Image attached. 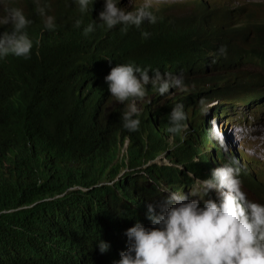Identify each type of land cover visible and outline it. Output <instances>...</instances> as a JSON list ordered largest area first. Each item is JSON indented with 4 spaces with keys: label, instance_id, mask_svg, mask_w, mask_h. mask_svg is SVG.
<instances>
[{
    "label": "clouds",
    "instance_id": "obj_1",
    "mask_svg": "<svg viewBox=\"0 0 264 264\" xmlns=\"http://www.w3.org/2000/svg\"><path fill=\"white\" fill-rule=\"evenodd\" d=\"M73 1L82 14L89 11V5L93 3L95 15L108 29L121 25V31L125 33L129 26L140 28L148 23L155 24L160 17H192V22L201 17L204 25L215 29L226 27V22L238 26L258 19L253 10L243 12L234 3H225L227 0L158 3L140 0L133 11L118 7V0ZM36 2L38 14L45 17V27L54 30V17L47 16L45 7L39 6V0ZM181 5L188 10L176 13ZM25 10L26 4L22 0H0V58L30 56L33 42L25 29L31 21L25 16ZM248 14L252 17L247 22L239 21L245 20ZM216 15L226 18L218 19ZM258 20L255 23L264 25V19ZM81 24V19L75 21V27L79 28ZM253 29L254 24L250 36ZM92 31L93 24L83 29L85 35ZM141 35L147 39L150 33L142 32ZM240 69L244 71L242 66ZM101 83L106 99L102 108L95 111V117L101 119L110 109L117 111L122 107L124 110L123 131L113 130L107 123L102 128L104 139L114 142L112 162L130 163L137 158L143 161L139 168L157 163L167 167L166 171L161 170L160 178L148 176L145 182L138 184L153 186L152 192L143 193L130 183L125 188H116L119 202L128 212L126 217H114V213L100 217L98 213H92L99 204H93L91 210L88 209L85 215L80 214L77 220L69 218L68 229L63 234L54 233L57 225L54 231L38 229L42 236L55 239L56 243L49 244L46 249L40 245L36 249L17 244L3 246L0 264H264V172L252 169L248 163L250 158L243 153L252 149L246 145V133L250 131L246 120L241 123L224 118L216 124L213 119L224 117L227 107L222 105L225 101L207 100L204 96L195 100L191 97L187 104H182V100L171 101L173 96L182 98L187 91L183 76L159 70L150 75L148 68L132 63L118 64L110 73L105 66L83 65L71 74L66 90L78 94V101L99 102L94 93ZM147 85L157 92L146 90ZM146 102H152L153 111L139 119V112ZM169 102L171 105L165 116ZM200 119L198 132L196 122ZM139 128L143 133L130 138L126 129L138 131ZM13 131L6 142H0V179L28 176L29 166L47 161L72 162L68 158L73 155L58 151L34 127H24L20 123ZM175 134L181 137L177 138ZM247 141L250 142L248 138ZM181 142L187 145L186 155L179 154ZM135 143L139 145L137 154L130 151ZM183 156L185 160L181 162L179 159ZM91 160L82 155L81 167L78 161L75 162L76 170L65 168L67 179L77 175L87 178V174L100 177L107 167L102 171L95 170L90 167L93 165ZM129 170L124 167L113 178L101 177L95 183L117 182ZM249 177L261 186H247ZM65 185V190L88 187L78 183ZM190 185L193 187L188 193L186 189ZM126 190L131 201L123 197ZM250 191L258 193L259 199L251 197ZM207 196L210 198L204 199ZM90 214L94 225L89 227L86 235L84 225ZM94 226L100 230L98 236L93 232Z\"/></svg>",
    "mask_w": 264,
    "mask_h": 264
},
{
    "label": "trees",
    "instance_id": "obj_2",
    "mask_svg": "<svg viewBox=\"0 0 264 264\" xmlns=\"http://www.w3.org/2000/svg\"><path fill=\"white\" fill-rule=\"evenodd\" d=\"M22 1L26 4L25 16L31 21L25 31L33 48L28 58L14 55L0 58V142H6L22 123L24 127H34L58 151L73 156L68 158L72 160L69 163L47 161L31 165L25 177L0 179V253L3 246L10 244L33 249L40 245L46 249L49 244L56 243L55 239L42 236L38 229L54 231L57 225L54 233L63 234L68 229V219L77 220L80 214L91 210L93 204H99L92 213L100 217L106 218L112 213L114 217H126L128 212L119 202L116 188H125L130 183L143 193L152 192L153 186L138 184L145 182L148 176L160 178L161 170L166 171L167 167L157 163L139 168L143 161L137 158L130 163L112 162L114 142L104 139L102 128L107 123L113 130L123 131L124 110L122 107L117 111L110 109L101 119L95 117V111L102 108L106 99L103 83L94 93L99 102L78 101V94L66 90L71 74L83 65L105 66L110 73L118 64L132 63L148 68L150 75L155 70L181 75L187 91L182 98L173 96L171 101L182 100V104H187L191 97L195 100L200 96L207 100L216 98L218 102L228 101L230 106L238 101L255 104L264 99V40L259 43L250 36L253 24L254 32L264 35V25L255 23L258 19L250 21L251 14L239 20H249L246 24L233 26L226 22V27L218 29L204 25L201 17L194 22L192 17H160L155 24L148 23L140 28L129 26L125 33L121 25L108 29L95 15L93 3L89 11L82 14L73 0H39L46 15L54 17L55 28L48 30L45 17L37 12L36 0ZM215 17L226 18L225 15ZM77 19L82 20L79 28L75 27ZM89 24H93L94 31L85 35L83 29ZM142 32L150 33L149 37L144 39ZM145 87L157 92L151 85ZM170 105L171 102L164 111L165 116ZM152 111V102L143 103L138 118ZM201 123V119L196 122L198 132ZM126 131L130 138L143 133L140 128ZM130 151L137 154L139 145L133 144ZM179 154H188L186 143L179 144ZM82 155L93 159L91 168L107 169L100 177L87 174V178L77 175L67 179L65 168L76 170L75 162L78 161L81 167ZM179 160L184 162L185 157ZM124 167L130 170L117 182L95 183L101 177L113 178ZM71 183L88 187L65 190V184ZM246 184L252 188L259 185L253 177L247 178ZM123 193L125 199L132 200L127 190ZM92 225L90 214L84 225L86 235ZM93 232L97 236L100 234L95 226Z\"/></svg>",
    "mask_w": 264,
    "mask_h": 264
},
{
    "label": "rangeland",
    "instance_id": "obj_3",
    "mask_svg": "<svg viewBox=\"0 0 264 264\" xmlns=\"http://www.w3.org/2000/svg\"><path fill=\"white\" fill-rule=\"evenodd\" d=\"M142 1L144 3H158L161 1L168 2L172 0ZM140 3V0H118V7L127 9V11H133L138 7V4ZM225 3H234L235 6L242 8L243 12H245L246 10H253L255 16L258 19H264V0H227V2ZM187 10L188 8H186L184 5H181L179 6V9L176 11V13H182ZM252 36L255 40H257V42H263V36L258 34L257 32H253ZM176 90L178 92H182L178 88H176ZM225 103L226 104L222 105L224 107H227L223 114L224 117L215 118L213 119V121L218 124V122H222L224 118L231 122L239 121L241 123L246 120V122L248 123V129L250 130L246 133V137L250 140V142H248L247 138L245 137L246 145L250 146V148L252 149L248 150L247 152L243 151V153L250 158V160H248V163L252 167V169L264 172V102L253 104L252 102L245 103L238 101L231 106L229 105L228 101H225ZM197 106H199L201 112L200 104H197ZM242 159L245 160L244 157ZM193 185L187 187L186 191L188 193L190 192V189L193 187ZM249 195L254 199H259L258 193L254 194L253 191H250ZM195 198L200 199L199 197ZM208 198H210V196H207L204 199Z\"/></svg>",
    "mask_w": 264,
    "mask_h": 264
},
{
    "label": "bare ground",
    "instance_id": "obj_4",
    "mask_svg": "<svg viewBox=\"0 0 264 264\" xmlns=\"http://www.w3.org/2000/svg\"><path fill=\"white\" fill-rule=\"evenodd\" d=\"M152 87V86H151ZM209 136V135H208ZM210 137V136H209ZM234 160H237V161H240L241 160V158H235Z\"/></svg>",
    "mask_w": 264,
    "mask_h": 264
}]
</instances>
